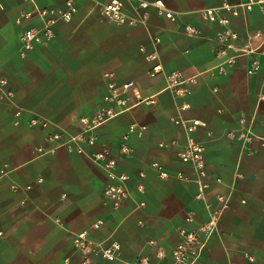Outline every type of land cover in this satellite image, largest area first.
<instances>
[{
  "label": "crops",
  "instance_id": "1",
  "mask_svg": "<svg viewBox=\"0 0 264 264\" xmlns=\"http://www.w3.org/2000/svg\"><path fill=\"white\" fill-rule=\"evenodd\" d=\"M66 1L0 0V77L15 93L12 103H0V264H80L72 235L82 231L93 243L120 245L115 261L93 256L90 264H171L180 229L195 230L207 220L204 202L195 199L193 168L178 156L188 138L203 148L205 201L219 207L222 197L224 203L218 227L195 264H264V65L247 73L260 43L254 34L264 35V8L232 20L240 53L225 73L214 68L221 28L200 13L245 0H161L174 20L149 7L145 25H116L101 15L98 0H72L77 9L72 21L58 22L49 43L20 57L23 31L41 26L36 15H21L35 8L64 9ZM139 1L157 0L126 1L129 17L141 12ZM185 26L196 34L186 35ZM153 38L160 39L155 48ZM154 50L157 61L148 58ZM156 63L162 73L150 78ZM172 71L180 73L182 96L166 89ZM106 73L118 86L134 84L127 94L129 109L94 131L96 145L90 150H108L117 157V173L129 178L128 197L118 209L103 198L109 184L104 170L87 155L53 149L46 136L54 127L27 123L38 117L77 133L78 119L104 104ZM183 102L190 109L182 119L205 123L191 135L172 121ZM16 109L22 110L18 120ZM130 125L146 129L128 136L130 153L121 157ZM39 147L51 152L41 155ZM152 163L169 178H160ZM94 223H100L98 230H91Z\"/></svg>",
  "mask_w": 264,
  "mask_h": 264
},
{
  "label": "built area",
  "instance_id": "2",
  "mask_svg": "<svg viewBox=\"0 0 264 264\" xmlns=\"http://www.w3.org/2000/svg\"><path fill=\"white\" fill-rule=\"evenodd\" d=\"M126 1L130 0H98L101 15L116 25H133L137 23L145 25L148 18L147 9L149 7H155L166 19L174 20L173 13L165 8L161 0H157L153 4L139 1L137 7L141 12H136V17L131 18L125 12ZM254 7L264 8V0H245L238 4L223 2L219 6L207 7L201 11L200 16L203 21L217 25L221 28V31L218 34L219 49L215 54L218 63L214 68L217 72L225 73L233 66L235 62V54L240 53L239 49L236 47L238 34L232 28V20L238 17L242 12H250ZM76 12L77 9L73 1L67 0L64 9L35 8L33 13L21 15L20 18H29L36 15L41 22V26L40 28H29L23 31L20 41V57H25L27 52L36 44L49 43L54 38V26L58 22H71ZM20 18L17 19L18 22ZM184 32L188 36H194L196 34V31L190 26H185ZM254 37L257 38L260 43L252 50V53L255 55L251 59L250 66L247 69L249 75L257 72L260 69L261 64L264 65V35L260 32H256ZM159 44V38L152 39V46L154 48ZM141 51H143V49H141ZM148 58L151 61H157L158 56L156 50L149 54ZM160 73H162V68L159 63H156L148 72V76L154 78ZM104 78L107 80L108 89V92L103 99L104 104L92 116L80 117L78 119L79 131L77 133H68L43 118L30 117L27 123L32 127H40L44 129L54 127L56 130L46 136V142L52 144L53 149L63 148L79 155H87L91 161L104 170L108 177L109 184L103 190V198L111 207L118 209L128 197L126 186L129 178L125 174L117 173V157L111 155L108 150H90L95 148L96 145L94 131L110 119L129 109L127 94L130 91H133L134 84L133 82H126L118 86L113 81V75L111 73H106ZM167 81L166 89L170 91V93L178 96L184 94V90L180 88L183 81H180L179 72L172 71L167 77ZM14 95L15 93L10 88L8 80L0 77V103H12ZM260 99L264 100V96H260ZM189 109L190 104L188 102H183L177 107V117L172 119L173 123L182 127L187 135H191L198 128L205 126V123L199 119L184 120L181 118V116ZM14 116L18 120L22 116V110L16 109ZM242 121L243 120H241V122ZM145 129L144 126L130 125L127 129V133L122 137L123 143L119 148L118 155L121 157L128 155L130 153L129 146L127 145L128 136L130 134L141 135ZM241 137L249 138L244 134H242ZM160 146L163 145L160 144ZM48 152H51V150L42 147L37 148V153L41 155ZM178 156L182 163L189 164L193 168L195 173L194 183L197 187L195 199L204 202L207 220L195 230L180 229L179 234L181 240L171 251V264H195L205 248L207 239L218 227V221L222 209L224 208V203H222V197H217V202L221 204L219 207L213 206L211 203L205 201L208 184L205 181L206 167L203 159L202 146L199 143H196L193 139L188 138L187 144L183 150L178 153ZM152 168L158 173L160 178H169V174L158 163H152ZM177 177L185 181L190 180L188 177L181 174H178ZM28 188L29 187H27V189ZM139 190L141 191L142 187H139ZM139 206H143V203ZM191 220L192 215L186 218V222L188 223H190ZM99 227L100 223H94L91 226V230H98ZM88 235V231H82L72 235L73 247L81 257L80 264H90L91 257L93 256H99L102 260L107 262H113L118 258L120 251V245L118 243H110L108 245L96 244L89 240ZM2 236L3 233L0 231V238ZM159 256H162L161 252L159 253ZM64 262L68 263L69 259L66 258ZM140 264L147 263L146 261L141 260Z\"/></svg>",
  "mask_w": 264,
  "mask_h": 264
}]
</instances>
